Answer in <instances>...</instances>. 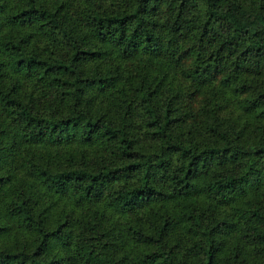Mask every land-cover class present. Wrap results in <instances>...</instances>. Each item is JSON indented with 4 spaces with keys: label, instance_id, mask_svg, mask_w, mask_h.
<instances>
[{
    "label": "trees",
    "instance_id": "obj_1",
    "mask_svg": "<svg viewBox=\"0 0 264 264\" xmlns=\"http://www.w3.org/2000/svg\"><path fill=\"white\" fill-rule=\"evenodd\" d=\"M0 264H264V0H0Z\"/></svg>",
    "mask_w": 264,
    "mask_h": 264
}]
</instances>
